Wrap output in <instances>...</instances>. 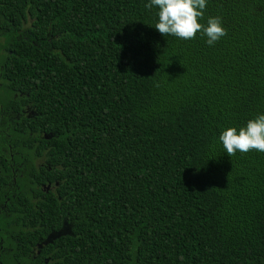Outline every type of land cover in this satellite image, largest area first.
I'll list each match as a JSON object with an SVG mask.
<instances>
[{"label": "trees", "instance_id": "obj_1", "mask_svg": "<svg viewBox=\"0 0 264 264\" xmlns=\"http://www.w3.org/2000/svg\"><path fill=\"white\" fill-rule=\"evenodd\" d=\"M149 2L0 0V148L27 153L0 198L34 241L68 221L49 264H264V152L219 141L264 114V0H207L211 46Z\"/></svg>", "mask_w": 264, "mask_h": 264}, {"label": "flooded vegetation", "instance_id": "obj_2", "mask_svg": "<svg viewBox=\"0 0 264 264\" xmlns=\"http://www.w3.org/2000/svg\"><path fill=\"white\" fill-rule=\"evenodd\" d=\"M13 114L16 121H19V119L24 120L25 118H32L35 115V109L30 102H27L17 106ZM9 135V132H3V136L8 137ZM52 135V133H47L45 137L51 138ZM0 152L3 153L0 156V174H3L0 175L1 187L4 186V178L7 179L10 173L13 179L22 176L19 170L24 163L23 157H26L27 153L13 150L10 144H8L7 149L0 148ZM32 155L34 157L38 154ZM35 161L37 165L45 164V160L41 158H36ZM39 185L45 193L54 194L55 197L59 198L58 182L51 184L50 181H46L39 183ZM31 194L34 196L33 192ZM12 197L16 198V193L15 197L14 194L8 197L2 194L0 198V264H49L53 256L58 253V247L60 246L58 239L70 234L68 221L63 219L60 228L45 232L41 240L34 241L33 236L30 234L33 230L32 226L18 224L14 220L16 217L15 210L8 207L12 205ZM22 215L26 217V214ZM36 223L39 224V222ZM76 264H79V262Z\"/></svg>", "mask_w": 264, "mask_h": 264}, {"label": "clouds", "instance_id": "obj_3", "mask_svg": "<svg viewBox=\"0 0 264 264\" xmlns=\"http://www.w3.org/2000/svg\"><path fill=\"white\" fill-rule=\"evenodd\" d=\"M207 0H150L145 8H158L155 29L162 35H171L181 40L194 39L198 32L207 37L211 46L227 35L219 17H210L206 25L201 24ZM228 157L237 152H264V114L249 119L246 126L228 127L219 135Z\"/></svg>", "mask_w": 264, "mask_h": 264}]
</instances>
